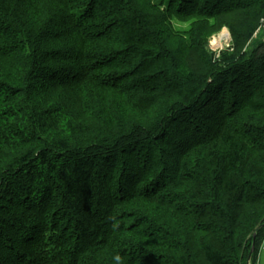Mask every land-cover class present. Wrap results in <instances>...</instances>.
Segmentation results:
<instances>
[{"label": "trees", "instance_id": "trees-1", "mask_svg": "<svg viewBox=\"0 0 264 264\" xmlns=\"http://www.w3.org/2000/svg\"><path fill=\"white\" fill-rule=\"evenodd\" d=\"M262 21L264 0H0V264H256Z\"/></svg>", "mask_w": 264, "mask_h": 264}, {"label": "rangeland", "instance_id": "rangeland-1", "mask_svg": "<svg viewBox=\"0 0 264 264\" xmlns=\"http://www.w3.org/2000/svg\"><path fill=\"white\" fill-rule=\"evenodd\" d=\"M262 26L258 30V34L255 35V37H261L264 41V21L261 22ZM227 36H225V34ZM227 37V39H224V36ZM229 36V37H228ZM223 40H222V39ZM223 41V42H222ZM232 35L228 28H223L222 31L216 35H214L209 42V51L215 58L220 57V53L224 52L225 50L229 49L232 46Z\"/></svg>", "mask_w": 264, "mask_h": 264}, {"label": "crops", "instance_id": "crops-1", "mask_svg": "<svg viewBox=\"0 0 264 264\" xmlns=\"http://www.w3.org/2000/svg\"><path fill=\"white\" fill-rule=\"evenodd\" d=\"M256 264H264V242L259 250V253L257 255Z\"/></svg>", "mask_w": 264, "mask_h": 264}, {"label": "water", "instance_id": "water-1", "mask_svg": "<svg viewBox=\"0 0 264 264\" xmlns=\"http://www.w3.org/2000/svg\"><path fill=\"white\" fill-rule=\"evenodd\" d=\"M255 238H256V234H254V240H255ZM254 246H253V248H252V250H251V253H250V256H249V259H248V264H250V261H251V258H252V255H253V253H254Z\"/></svg>", "mask_w": 264, "mask_h": 264}, {"label": "bare ground", "instance_id": "bare-ground-1", "mask_svg": "<svg viewBox=\"0 0 264 264\" xmlns=\"http://www.w3.org/2000/svg\"><path fill=\"white\" fill-rule=\"evenodd\" d=\"M223 34H225V33H223ZM223 36H224V35H223ZM225 36H227V34H225ZM225 36H224V39H227V37H225ZM228 37H229V36H228ZM221 39H222V38H221ZM222 40H223V39H222ZM222 42H223V41H222Z\"/></svg>", "mask_w": 264, "mask_h": 264}, {"label": "clouds", "instance_id": "clouds-1", "mask_svg": "<svg viewBox=\"0 0 264 264\" xmlns=\"http://www.w3.org/2000/svg\"><path fill=\"white\" fill-rule=\"evenodd\" d=\"M117 259H119V257H117Z\"/></svg>", "mask_w": 264, "mask_h": 264}]
</instances>
